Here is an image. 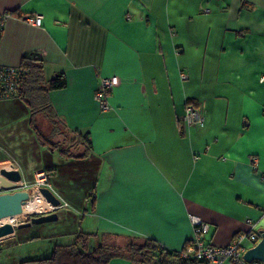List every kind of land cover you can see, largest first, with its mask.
Masks as SVG:
<instances>
[{
  "label": "crops",
  "instance_id": "0c3cea01",
  "mask_svg": "<svg viewBox=\"0 0 264 264\" xmlns=\"http://www.w3.org/2000/svg\"><path fill=\"white\" fill-rule=\"evenodd\" d=\"M2 12L10 16L0 64L19 67L35 53L47 79L63 73L66 87L49 99L71 131L65 146L82 155L79 134L88 133L91 149L64 159L33 137L42 160L0 167L14 164L24 183L47 171L50 188L52 176L93 167L94 200L74 222L86 233L179 252L194 237L191 216L210 225L217 247L249 231L248 220L264 231V0H0ZM37 15L41 27L25 22ZM102 78L116 79L109 111L94 99ZM188 101L202 126L180 121ZM23 229L0 240V251L21 242Z\"/></svg>",
  "mask_w": 264,
  "mask_h": 264
},
{
  "label": "trees",
  "instance_id": "16d2710c",
  "mask_svg": "<svg viewBox=\"0 0 264 264\" xmlns=\"http://www.w3.org/2000/svg\"><path fill=\"white\" fill-rule=\"evenodd\" d=\"M19 69L21 71L20 94L17 99L30 111V126L38 143L50 151H56L64 159H82L85 157L91 149V139L88 133L79 134L85 152L76 157L70 151L71 146H65L66 141H69L71 131L60 119L49 99L52 91L66 87L65 75L60 73L47 79L44 74L43 59L35 53L23 57ZM186 105L192 104L188 101ZM193 107L197 108L196 106ZM58 137L64 138L63 143L53 141ZM72 143L75 144V140ZM46 175L48 178V173ZM87 198L93 201L94 192L90 193ZM95 239L98 240V244L89 249L91 240ZM190 244L191 241H188L181 251L174 252L153 239L109 234L99 235L79 230L72 243L56 244L49 252V256L23 260L20 264H110L116 259L125 260L130 264H196L194 258L182 256Z\"/></svg>",
  "mask_w": 264,
  "mask_h": 264
},
{
  "label": "rangeland",
  "instance_id": "374dc122",
  "mask_svg": "<svg viewBox=\"0 0 264 264\" xmlns=\"http://www.w3.org/2000/svg\"><path fill=\"white\" fill-rule=\"evenodd\" d=\"M30 116V111L25 105L23 107L22 105L16 106V104L12 103L0 104V162L15 159L20 163L27 161L29 162L28 164H35V162L42 160L40 155L42 153L37 154L38 149L33 142V137L36 143H38V140L35 138L36 136L33 130H31ZM15 143L19 145L18 151L17 147H14ZM38 145L40 144L38 143ZM41 147L43 149L46 148L45 146ZM20 151L24 153V156H21ZM52 158L57 163L61 160L58 154L53 155ZM50 172L54 174L55 171ZM87 172L88 174H85V172L82 175L81 171L75 170L69 173L70 175L67 174V176H64L65 174L62 173L52 176L50 189L54 194L61 196L58 195L63 200L62 202L67 204V207L64 211L60 210L61 208L54 210L58 214V220L55 222L32 225L24 228L22 230L23 234H20L19 241L21 242L15 243L13 246L0 252V264L20 262L21 256H26L27 259L43 258L49 256V252H51L54 245L69 244L74 241L71 232L82 231L81 225H75L74 222L78 221L79 223L82 221L81 218L78 220V217L84 214L85 209L88 207L87 197L94 186L95 173L93 167ZM24 175L31 176V173L24 171ZM70 177L72 180L69 181ZM66 209H69L70 212H66ZM54 211L47 209L45 212L33 215L49 214ZM11 217L13 219L24 218L21 212ZM30 217L31 215L22 219L18 224L26 222ZM25 234L27 236L29 234V240L22 238ZM246 243L248 246H251L250 242ZM95 244L96 241L91 240L89 249L94 248L96 246ZM226 264L232 263L226 262Z\"/></svg>",
  "mask_w": 264,
  "mask_h": 264
},
{
  "label": "built area",
  "instance_id": "2783aa9c",
  "mask_svg": "<svg viewBox=\"0 0 264 264\" xmlns=\"http://www.w3.org/2000/svg\"><path fill=\"white\" fill-rule=\"evenodd\" d=\"M9 16L10 14L7 12L0 13V39L4 23ZM25 22L33 27H41L42 16L37 15L26 17ZM20 77L21 71L19 67H9L0 64V102L15 100L18 98L20 94ZM185 78L186 76L183 75L182 79ZM115 85V78H102L100 80V83L97 86L94 94V99L102 111L110 110V106L106 101V96L109 90ZM180 121L188 127L193 125H203V118L199 110L192 105H186ZM251 161L256 163L257 159L252 157ZM2 168L6 169V167H0V169ZM7 169L17 170L14 164L8 165ZM17 186L20 189L27 190L29 192L32 190L37 192V190L41 187L50 188L47 175L43 171H39L35 174V179L33 182H20L17 184ZM3 192H5V190L2 189L1 193ZM66 207L67 204L62 202L60 208ZM51 210L54 211L55 208L51 206ZM191 221L194 228V237L191 240L190 246H188L186 251H184L182 254L184 258H194L196 260V264H226V262L232 264H262L258 261L247 263L243 259V255L246 250L250 247H253L260 240V236L255 228L256 225L252 221H247L248 225L250 226L249 231H241L237 233L231 243L224 247L213 246L207 241V235L210 232V225L208 223L194 216H191ZM17 224L18 223H16V225ZM246 242H250L251 246L246 247L244 245Z\"/></svg>",
  "mask_w": 264,
  "mask_h": 264
},
{
  "label": "water",
  "instance_id": "95a60500",
  "mask_svg": "<svg viewBox=\"0 0 264 264\" xmlns=\"http://www.w3.org/2000/svg\"><path fill=\"white\" fill-rule=\"evenodd\" d=\"M20 182H22V175L19 170L0 169V220L19 214L23 205L27 203L35 193H39L48 204L55 208V210L61 207V199L56 196L50 188L41 187L37 192L33 190L29 192L17 186ZM2 189L5 190V192L1 193ZM57 220L58 214L57 211H54L40 216L32 215L26 222L17 225H0V240L14 234L16 229L28 228L32 225L45 224ZM258 234L260 236L259 242L253 247L248 248L243 255V259L247 263L258 261L264 264V231H259Z\"/></svg>",
  "mask_w": 264,
  "mask_h": 264
},
{
  "label": "bare ground",
  "instance_id": "6f19581e",
  "mask_svg": "<svg viewBox=\"0 0 264 264\" xmlns=\"http://www.w3.org/2000/svg\"><path fill=\"white\" fill-rule=\"evenodd\" d=\"M31 197L32 198H30V200L27 203H25L22 207L21 213L23 214L24 218H27L29 215H32V214L45 212L47 209L51 210L50 204H48L39 193H35ZM25 215L27 216L25 217ZM22 219H19V218L13 219L10 216L8 218L1 219L0 225H3V224L16 225V223H19Z\"/></svg>",
  "mask_w": 264,
  "mask_h": 264
},
{
  "label": "flooded vegetation",
  "instance_id": "af4514ba",
  "mask_svg": "<svg viewBox=\"0 0 264 264\" xmlns=\"http://www.w3.org/2000/svg\"><path fill=\"white\" fill-rule=\"evenodd\" d=\"M36 216H40V215H36Z\"/></svg>",
  "mask_w": 264,
  "mask_h": 264
}]
</instances>
